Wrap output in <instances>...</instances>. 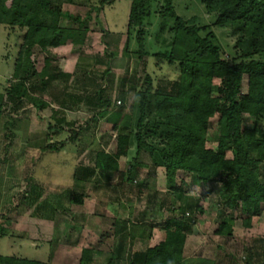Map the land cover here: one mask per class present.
<instances>
[{"label":"rangeland","instance_id":"rangeland-1","mask_svg":"<svg viewBox=\"0 0 264 264\" xmlns=\"http://www.w3.org/2000/svg\"><path fill=\"white\" fill-rule=\"evenodd\" d=\"M101 1L75 0L74 4L65 3L62 8L84 16L91 6H100ZM112 1L101 7L100 24L114 35H121L119 41L111 37L107 47L101 26L93 19L83 46L68 42L49 52L36 53L38 71L47 67L48 72L45 89L38 87L33 93L48 104L43 109H38L28 99L14 100L5 94L23 41V31L0 25V93L5 94L0 124V254L3 256L45 264H79L82 249L91 247L97 250L93 255L95 264H103L129 230L137 238L147 235L149 229L142 222L163 221L174 209L175 217L182 216L178 208L183 203L176 202L172 194L168 195L165 171L153 168L148 154L141 155L140 161L147 167L138 168L133 183L124 182L121 174L110 177L98 170L91 181L74 177L81 167H95L97 150L110 153L116 150L117 131L113 126L105 119L98 123L91 120L102 109L97 100L99 89L105 90L104 98L111 101L110 111L117 109L123 88L128 90L133 84L140 85L146 74L153 77L156 86L176 81L180 76L178 63L170 64L156 57L140 60L124 53L131 0ZM175 8L185 19L195 17L201 24L214 21L201 0H175ZM150 21V32L154 36L162 19L154 14ZM72 24L69 19H62V25ZM213 31L223 47L224 59L231 58L237 35L228 27L213 26ZM135 48L132 41L130 49ZM154 48L161 49L155 45ZM112 51H117V55L108 64ZM218 85L219 80H216L214 94H217ZM133 95L129 92V98ZM217 120L218 117L211 120L207 133V146L212 149H217ZM8 121H13L9 129L6 128ZM243 121L252 127L254 119L244 114ZM86 123L88 128L75 141L70 140L74 135L72 129L85 127ZM50 125L61 129L50 130ZM48 145L56 146L57 150L45 151ZM134 155L133 148L129 157L121 158V171L127 170ZM227 157L231 158L232 154L228 152ZM262 170L264 178V165ZM184 178L185 193L199 197L203 208L195 214L186 244L185 256L191 259L188 264H207V260L217 264H264V205L262 211L253 216L250 227L244 226L247 214L240 208L227 210L234 220L233 236L220 237L215 230L221 221L219 212L223 203L217 194V185H204L191 174ZM141 187H144L142 193L139 192ZM210 189L214 192L207 194ZM82 193V205L71 202V195ZM117 215L130 222L125 224L123 217L117 221ZM128 242L132 245V238ZM251 246L255 248L249 256L247 248Z\"/></svg>","mask_w":264,"mask_h":264},{"label":"trees","instance_id":"trees-1","mask_svg":"<svg viewBox=\"0 0 264 264\" xmlns=\"http://www.w3.org/2000/svg\"><path fill=\"white\" fill-rule=\"evenodd\" d=\"M201 1L207 14L214 18L211 24H201L195 17H181L176 12L175 0H131L124 53L140 60L156 57L170 64L178 63L180 76L176 81L156 86L153 77L146 74L140 85H131L129 91L123 88L120 104L110 111L111 101L103 96L105 90L97 91L98 105L102 109L91 120L98 123L105 119L113 126L117 131L116 150L113 153L97 150L95 167H81L74 176L76 180L91 181L98 170L110 177L121 174L124 182L133 183L138 168L147 167L140 161L145 153L153 168L164 169L168 195L183 203L178 208L182 216H172L163 223L164 240L130 254L128 264H188L191 261L184 256L186 241L195 214L203 208L199 197L185 193L186 174L194 175L204 185H217V194L223 203L219 212L221 221L215 230L220 237L233 236L234 220L227 210L240 208L247 214L244 226L250 227L253 216L258 215L264 205V0ZM112 2L103 0L100 6H91L80 16L62 8L65 3L74 4L75 0H0V25L23 31L5 94L14 100L28 99L38 109L48 106L33 94L38 87L45 89L48 76L47 67L38 71L36 53L49 52L68 42L83 46L93 19L101 26L107 47L111 37L119 41L121 35H114L100 24L101 7ZM154 14H158L162 22L159 31L152 36L150 19ZM62 19L72 21V26L62 25ZM213 26L228 27L237 35L231 58L224 59V50ZM132 41L136 44L134 50L130 49ZM154 45L161 49L154 50ZM116 53H109L108 64ZM49 60L45 59L47 64ZM216 80L219 85L214 94ZM129 92L134 93L133 97L129 98ZM5 94L0 93V124ZM244 114L254 119L252 127L244 124ZM216 117L219 137L217 149H212L207 146V133L211 120ZM10 125L13 121L6 122L7 129ZM58 127L50 125L49 129ZM85 128L88 123L72 129L74 135L70 140L75 141ZM133 148L132 162L127 170L121 171V158L129 157ZM48 149L57 150L54 145L44 148ZM228 152L231 158L227 157ZM213 192L214 189H210L207 194ZM71 202L82 205L83 193L71 195ZM125 237L103 264H117ZM262 242L264 246V237ZM254 248H247L249 256ZM96 252L91 247L83 248L79 264H95ZM208 261L207 264H217ZM0 264L45 263L0 254Z\"/></svg>","mask_w":264,"mask_h":264},{"label":"crops","instance_id":"crops-1","mask_svg":"<svg viewBox=\"0 0 264 264\" xmlns=\"http://www.w3.org/2000/svg\"><path fill=\"white\" fill-rule=\"evenodd\" d=\"M174 213H177V212L176 211L174 212V210H173V214ZM173 214L171 216L167 215L165 218H163V221H157V222H154V223L142 222V225H144V227H147L149 229V232L147 233V235H143L142 237L138 236V238H137V236L135 237V236L132 235L133 233L132 234L130 233L131 230H129V233H127V235L126 234L123 235V236H126V237L123 240L121 257L118 260L117 264H128L129 263V261H128L129 260V255L130 254H133L136 251H140V252L144 251L148 247H154L157 244H159L161 241H163L164 238H165V231H164L163 223L167 219H169L170 217H172V216L174 217ZM122 217L123 216L119 217V215H117V216H115V219L117 221H119V219L122 218ZM116 220L114 221V225H116L118 223ZM122 220L125 221V224L127 222L128 223L130 222V220L128 218H126V217L125 218L123 217ZM127 228H128V226H127ZM156 232H157V234H156ZM131 238H132V242H133L132 245L133 246L131 245L130 242H128V240L131 239ZM188 238H189V236H188ZM188 238H187V241H188ZM187 241H186V244H187ZM128 244L131 245V247H133V248H130V246ZM118 245L116 247H118ZM136 245H141V247H139V246L136 247ZM116 247H115V249H116ZM185 249H186V247H185ZM114 251H112V254H113ZM126 252H127V254H126ZM184 256H185V252H184ZM186 258L189 259L188 257H186Z\"/></svg>","mask_w":264,"mask_h":264},{"label":"built area","instance_id":"built-area-1","mask_svg":"<svg viewBox=\"0 0 264 264\" xmlns=\"http://www.w3.org/2000/svg\"><path fill=\"white\" fill-rule=\"evenodd\" d=\"M118 104H120V102H118Z\"/></svg>","mask_w":264,"mask_h":264}]
</instances>
